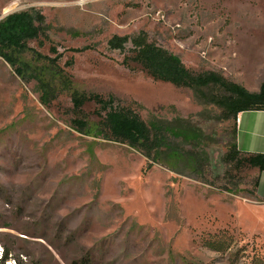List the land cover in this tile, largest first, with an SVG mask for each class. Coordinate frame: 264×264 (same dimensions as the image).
Returning <instances> with one entry per match:
<instances>
[{"label": "rangeland", "instance_id": "374dc122", "mask_svg": "<svg viewBox=\"0 0 264 264\" xmlns=\"http://www.w3.org/2000/svg\"><path fill=\"white\" fill-rule=\"evenodd\" d=\"M30 9L46 19L29 46L57 57L75 88L115 96L146 121L200 124L208 182L186 163L182 173L149 168L127 144L82 133L75 119L101 120L94 101L77 111L64 91L43 104L36 82L0 56V264L264 263V201L251 194L258 169L226 160L233 121L132 59L145 34L193 73L258 92L264 0H0V21ZM116 36L128 37L122 48L111 46Z\"/></svg>", "mask_w": 264, "mask_h": 264}, {"label": "trees", "instance_id": "16d2710c", "mask_svg": "<svg viewBox=\"0 0 264 264\" xmlns=\"http://www.w3.org/2000/svg\"><path fill=\"white\" fill-rule=\"evenodd\" d=\"M45 19L40 11L30 9L11 13L0 21V56L24 81L36 82L41 102L49 104L64 91L71 92L77 111H81L86 102L94 101L98 105L96 113L101 119L100 122L91 123L85 118H77L73 122L75 128L86 135L127 144L148 159L149 168L155 163H161L182 173L181 166L187 165L191 170L190 174L206 182L210 161L208 153L202 148L205 138L200 124L192 118L183 117H177L173 121L155 118L146 121L136 109L122 105L115 96L110 95L107 98L75 88L72 76L58 64L57 57L42 55L29 46L30 40L38 39L44 32ZM127 39L128 37L116 36L110 44L115 48H122V40ZM134 42L136 53L132 59L141 64L154 79L195 89L198 97L221 109L222 119L233 121L232 140L226 154L227 162L238 167L249 166L264 170V153H244L239 150L236 141L239 113L246 110H264V83L260 91L252 92L245 86L213 72L193 73L178 56L150 43L145 34L139 35ZM51 50L56 52L55 48ZM27 54L32 55L27 58ZM210 86H215L224 93L205 92L204 88ZM258 180L257 177L251 192L255 197ZM216 249L221 250V247ZM7 258L8 254L2 257L4 261ZM72 264L78 262L74 261ZM82 264H90L89 259L83 260Z\"/></svg>", "mask_w": 264, "mask_h": 264}, {"label": "crops", "instance_id": "0c3cea01", "mask_svg": "<svg viewBox=\"0 0 264 264\" xmlns=\"http://www.w3.org/2000/svg\"><path fill=\"white\" fill-rule=\"evenodd\" d=\"M236 141L239 150L244 153H264V110H246L239 113ZM257 177L259 180L256 196L264 201V170L258 169Z\"/></svg>", "mask_w": 264, "mask_h": 264}]
</instances>
